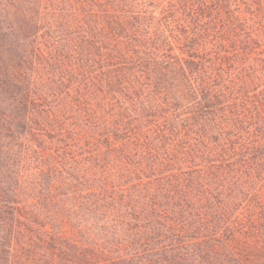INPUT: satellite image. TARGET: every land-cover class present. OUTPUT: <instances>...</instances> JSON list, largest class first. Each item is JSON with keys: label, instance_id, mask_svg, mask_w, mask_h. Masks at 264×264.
Returning a JSON list of instances; mask_svg holds the SVG:
<instances>
[{"label": "trees", "instance_id": "1", "mask_svg": "<svg viewBox=\"0 0 264 264\" xmlns=\"http://www.w3.org/2000/svg\"><path fill=\"white\" fill-rule=\"evenodd\" d=\"M0 264H264V0H0Z\"/></svg>", "mask_w": 264, "mask_h": 264}]
</instances>
